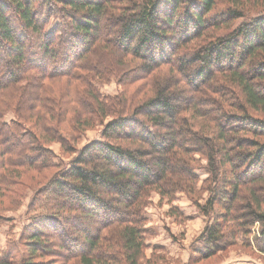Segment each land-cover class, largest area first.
Returning <instances> with one entry per match:
<instances>
[{
  "label": "trees",
  "instance_id": "1",
  "mask_svg": "<svg viewBox=\"0 0 264 264\" xmlns=\"http://www.w3.org/2000/svg\"><path fill=\"white\" fill-rule=\"evenodd\" d=\"M93 53L115 62L97 65ZM113 74L123 89L103 95L96 84ZM46 78L64 79L69 96L45 92ZM255 112L264 113V0H0V195L26 186L35 212L0 264L12 254L19 264L68 254L142 264L150 193H192L200 169L208 196L193 202L210 222L196 250L211 257L256 224L264 256V117ZM109 113L101 137L76 147ZM192 116L209 125L196 128ZM53 140L75 155L62 161ZM54 167L44 180L29 173ZM71 232L81 245L67 244Z\"/></svg>",
  "mask_w": 264,
  "mask_h": 264
},
{
  "label": "rangeland",
  "instance_id": "2",
  "mask_svg": "<svg viewBox=\"0 0 264 264\" xmlns=\"http://www.w3.org/2000/svg\"><path fill=\"white\" fill-rule=\"evenodd\" d=\"M110 33L113 34V30H111ZM89 61H94L97 65H103L104 61L107 64L115 62V58L112 54L105 56L104 54H101L98 56V54L95 55L93 53L90 55ZM44 81L45 85L42 89L45 92L47 91L54 95H59L63 97V99H66L69 96H65L64 89L66 88L64 87V79L59 81H48L46 78ZM25 83L26 81L23 80L22 84ZM96 87L103 93V95L118 94L123 89V86H121L119 80H117V76L114 74L110 76L109 79L96 84ZM130 88L134 89V85H131ZM60 90L64 91L62 95L60 94ZM72 95L73 94H70V96ZM209 104L210 103L208 102L207 105ZM72 108L73 105L70 104V109L68 111L69 114L72 113ZM24 113L27 116L29 114L26 110H24ZM191 113L192 112H187V115H190ZM255 113L260 117H264V113ZM11 117H15L12 109L8 110L5 115L6 120H9ZM110 117L111 114L109 113L104 120L97 119L91 126L84 129L74 142L75 146L81 147V145L89 140L100 138L103 124ZM191 119L195 122L194 125L196 128H201L202 126L207 127V125H209L203 116H192ZM25 123L30 127L32 126V123L29 121ZM59 124L66 131L70 129V123H67V121L60 122ZM46 145L52 148L62 161H68L73 155H75L63 151L61 143L57 140L46 142ZM201 163H204V159L201 160ZM53 171H55V167L52 169H46L45 172L42 173V176H40V174L38 175L37 172L33 170L29 173L35 174V180L38 178L44 180V176L47 177V175H50ZM197 173L199 180L195 184L196 190L192 193L187 194L184 191H179L176 193V196L172 201L167 200L165 197L160 199V195L155 191L150 193V204L146 207L147 221L145 223V227L147 228L145 241L147 244L146 248L143 249L142 264H241L243 262H247L246 264H264L263 254H261L255 247V235L257 233L256 224L251 228V233L246 236L247 238H245L244 234L242 236L239 235L234 244L226 245L224 249L219 250L211 257H204L201 252L196 250L201 245L199 235L205 224L210 222V216L202 213L196 206L195 202H193L194 199H197L198 203H203L208 196V191L204 188L205 182H203L207 177V173L201 169L198 170ZM37 175L38 177H36ZM29 177L31 176L29 175ZM22 179L24 182L29 180V178L24 176ZM19 188L20 191L16 194L11 193L12 190H18ZM31 193L32 191L30 188L26 186L21 187L19 185H10L8 191H5L0 195V213L6 217L0 224V256L2 255V249L8 245L9 241L11 242L17 239L23 226L28 224V216L35 213L28 209ZM172 207L176 208L179 213L173 214ZM220 208L219 205H216L215 209L219 210ZM211 218H213V215H211ZM229 224H232V222L229 221ZM104 232H106V230H104ZM92 233L94 232L92 231ZM70 237H64L65 241L71 239L67 241V244L72 242V238L75 237L74 241L81 245L83 237L80 236L78 232H71ZM20 247L22 249L25 248L23 243L22 245L20 244ZM19 257V254H12L8 259L11 261V264H19ZM48 257L50 256H45L44 259H49ZM55 261L57 262H54L56 264H78V258L69 256V254L65 260L55 258Z\"/></svg>",
  "mask_w": 264,
  "mask_h": 264
},
{
  "label": "crops",
  "instance_id": "3",
  "mask_svg": "<svg viewBox=\"0 0 264 264\" xmlns=\"http://www.w3.org/2000/svg\"><path fill=\"white\" fill-rule=\"evenodd\" d=\"M247 262H243V263H241V264H246ZM239 264V263H238Z\"/></svg>",
  "mask_w": 264,
  "mask_h": 264
}]
</instances>
